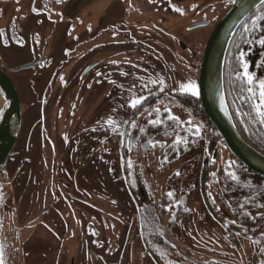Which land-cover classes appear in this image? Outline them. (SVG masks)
<instances>
[{"label":"flooded vegetation","instance_id":"flooded-vegetation-1","mask_svg":"<svg viewBox=\"0 0 264 264\" xmlns=\"http://www.w3.org/2000/svg\"><path fill=\"white\" fill-rule=\"evenodd\" d=\"M49 1L59 3L61 0L45 2ZM235 1L223 0L225 9L220 17L215 16L216 23ZM69 2L67 0L60 8L61 13L57 12L60 18L56 24H62L61 29L65 30L61 48L58 51L52 49L46 65L45 57L40 55L27 63H39L45 68L35 76L27 74V92L29 89L39 112L35 114L36 120L31 121L29 131L27 129L26 146L36 142L42 132L44 137L51 129L59 134L60 114L53 115L51 111L48 122L41 118L52 101L49 94L52 91L46 88V81L63 73L58 70L55 74V69L68 63L69 54L78 53V46L92 44L95 36L104 38V62L92 60L82 69V75H78L79 81L76 82L89 93L90 111H84L86 99L83 97L74 114L83 122L80 125L75 123L69 138L66 134L61 141L59 137L55 139L56 144L47 147L41 140L42 151L50 148L56 154L59 148L63 153L59 160L48 162L44 159L42 196L50 197L49 203L42 206L44 208L39 213L29 215L23 225L15 226L22 229L27 224V255L43 249L40 247L34 251L29 239L44 243L50 237L58 241L54 242L55 245H61L59 237L68 236L70 229L74 228L67 219L72 222L81 220L80 223L87 227L86 217H99L100 211L95 207V201L99 199L108 202L109 214L120 213L125 219L121 228H116L111 219L100 225L103 232H108L110 241L106 253L100 247L94 252L103 253L109 263H129L132 257L137 264H264V178L248 170L226 147L224 149L218 143L209 146L203 136L205 126L199 124L195 139L191 138L192 129L197 128L192 126L193 120H197L190 106L193 95L174 90L172 86V74L176 69L185 71L189 79L194 77L197 84L205 43L196 70H193L195 54L190 43L198 46L197 41L203 39L198 29L209 27L210 21L202 19L201 15L207 8L217 7L218 0H108L104 10L110 3H118L119 11H115L107 23L100 24L105 17L102 15L87 36H83L85 30L81 31L68 43L73 21L81 16V11L75 12ZM184 4L188 6L187 11H184ZM176 8L182 11H176ZM47 9L48 6L44 5L39 13ZM145 10L159 11L160 14L148 19L135 17ZM185 13L195 15L190 17L191 24L184 26V29L197 33L194 40L191 36L186 40L181 38L164 22L167 16H183ZM178 18L177 29L180 30L183 27L181 22L186 18ZM201 23L206 25L191 28ZM261 51L263 55L260 56ZM244 60L247 61V72L253 78L251 84L248 80L246 82L252 91L248 98L240 99L247 101L246 106L237 105L236 125L249 129L251 143L248 142L264 154V122L256 111L260 82L264 81V48L250 52ZM244 73L245 69H242L241 74ZM35 84L44 86V94L47 91V97H43L41 103L39 94L43 87L35 88ZM60 91L59 87L55 88L56 99L51 110ZM138 97L147 99L133 108L130 101ZM66 114L71 115L70 111L63 114L64 117L61 114V121L70 120L65 118ZM172 116L177 119H170ZM40 119L47 123L39 122ZM109 119L113 123H108ZM152 120L163 123L153 125ZM161 137L165 139L162 144ZM176 137L179 139L175 140ZM180 138L184 140L183 144H175ZM65 141H68L67 145L62 144ZM80 148L84 153L81 158L88 155V160L73 155ZM155 152H159L156 161H145ZM5 166L0 171V212L9 214L16 189L12 181L5 178ZM232 173L236 179H232ZM7 184L12 186V193L3 191ZM30 185L31 176L27 177V194ZM170 192L172 196L168 195ZM195 195L198 208L191 210L189 202ZM56 201L62 202L61 207H55ZM51 209H54L53 213H50ZM38 219L47 220L39 224L35 222ZM189 228L192 229L190 235ZM199 231L206 242L202 240L198 249L201 253L207 252V248L212 249V254L209 251V255L200 257L190 253L191 237ZM210 238L218 239L220 243L217 245Z\"/></svg>","mask_w":264,"mask_h":264},{"label":"rangeland","instance_id":"rangeland-1","mask_svg":"<svg viewBox=\"0 0 264 264\" xmlns=\"http://www.w3.org/2000/svg\"><path fill=\"white\" fill-rule=\"evenodd\" d=\"M45 1L46 0H0V63H2L6 69L17 68L33 62V57L38 55H40V57H45L44 65H46L47 61L50 60L52 49L54 48V50L58 51V49L61 48V38L64 39L65 30L61 29L62 24H56V22L59 21L58 18H60L57 16V12L61 13L60 8L67 0H61L59 3L55 1L46 3ZM68 1L74 6L73 9H75V12L78 10L81 11V16L73 21L72 32L67 40L68 43H70V40L78 33H82L81 31L85 30L86 34H83V36H87L90 30L98 25L97 21L102 15H105V17L100 24L107 23L109 19L113 17L115 11L118 12L120 9L118 3H110L107 9L104 10L108 0H100L97 4L93 3L94 0H88L82 5L81 2L84 0ZM218 2L219 5L217 7L207 8L201 15L202 19L210 21L209 27L198 29L201 31L199 35L203 38L201 42H199V40L197 41V44L199 43L198 46H196V44L194 45V42L192 43L193 45L190 43L195 54L193 59V70L197 69L202 46L212 26L216 23L215 16L219 15L220 17L222 10L224 11L225 9L223 0H218ZM44 5H47L48 9L39 13L40 9H44ZM185 5L186 4L183 6ZM187 7L185 6L184 11H187ZM159 14V11L145 10L135 15V17L137 19H148V17L152 18V16H157ZM191 16L193 17L195 15ZM191 16L188 13H185L183 16H167L164 22H166L172 32L177 33L181 38L186 40L191 36L194 40L197 37V33L193 30L188 31V29H184V26L191 24ZM178 17L186 18L185 22H181L183 27L180 30L177 29ZM69 46H71V44ZM42 51H44V53ZM76 51L79 54L75 53V51L70 53V56L67 58L68 63L62 65V68L57 67L55 69V74L56 71L61 70L63 72L62 75L60 77H57V75L55 77L53 76L52 79L49 78L48 81H46L47 85L45 84L46 88H50L52 91L49 93L52 101L47 105L44 117L41 116V118H46L48 122L51 111L53 115L60 114L58 120V133L61 134V137L59 134L53 133L51 129L48 136L44 137V132H42V136L36 142L29 143L26 146L27 129H30L32 124L31 121L36 120L34 119L36 117L35 114L39 112V108L32 101L29 89V94L27 92V74L31 73L32 76H35L45 67L40 66L38 63L29 70L24 69L18 72H9L20 95L23 127L16 146L6 161L5 166V178L12 181L16 191L14 202H11L13 206L12 211L9 214H7V212H0V261H2V264H105L104 260L107 261V264H120V262L109 263L107 258L102 255L106 253L107 242L110 241V237L107 231L103 232V228L101 229L100 225L106 224L107 220L111 219L116 228H121L122 220L125 221L120 213L115 214V212H112V214H109V212H111L109 211L110 206L106 200L96 199L95 207L100 211V213L98 212L99 217L96 219H89L86 217L85 225H87V227L80 223L81 220L72 222V220L67 219L74 228L70 229V234L68 236L63 235L59 237L60 242L62 241L61 245H55L54 242L58 241L50 237L45 239L44 243H38L34 239H29L30 246L35 248L34 251L40 247L43 248L42 251L39 250L38 252L28 253L27 255V224H25L22 229L15 228V226H21L27 222V217L29 215L39 213L41 209L44 208L42 206H46L50 201V197L46 199L42 196V178L44 173L43 169L45 167L44 159L48 162L53 159L59 160L62 157L63 149L58 148L56 154H53L50 148H46L42 151V146L40 145L41 140L45 141L48 147L54 142L56 144L55 139L58 137L59 141H61L66 134L67 138H69L75 123L80 125L83 122L79 117L76 115L74 116L77 112V108L82 104L83 97L86 99L84 102L86 104L84 111H90L88 106L89 93L86 90L84 92L82 85L76 81H79L78 75H82V69H84L89 62L92 60L104 62L105 42L103 36H95L92 44L78 46ZM187 76L185 71L180 72L178 69L174 71L172 74V80L174 82L172 86L174 90H182L181 85L187 84L189 81L194 82L197 86L195 78L189 79ZM36 86L43 87L39 94V103H41L43 97H47V91L44 94V86L35 84L34 87L37 88ZM56 87H59L61 90L60 96L53 110H51L53 102L56 99L54 92ZM69 111L71 115L66 114L65 118H69L70 120L61 121L63 114ZM39 122L44 124L47 123H45L44 119H40ZM192 125H196L198 130H200L198 123L195 122ZM159 140L162 144L165 139L161 137ZM65 143L67 145L68 141L62 144ZM82 154L84 153L80 148L79 151L73 155L80 159ZM158 154L159 152H155L145 161H156V156ZM81 159L88 160V155ZM22 163L24 164L23 166ZM29 176H31V185L27 194V177ZM3 191L5 193H12V186L8 184L3 186ZM195 198H197L196 195L189 202L191 210H196L198 208V203L194 201ZM61 205V201H56L55 207H61ZM117 210L120 212L119 207H117ZM53 212L54 209H51L50 213ZM62 215L65 216L64 213ZM46 220L47 219H38L35 222L42 224ZM191 231L192 229L189 228L188 235H190ZM210 239L217 245L220 243L218 239ZM195 240L199 241V244H197ZM202 240L206 242V238L202 231H199L191 237L192 249L190 253L192 255L203 257V255H209V251L211 254L213 253L212 249L207 247H205L208 249L207 252H200L197 245L201 246ZM99 241L101 242L98 243ZM98 247H100L103 253L95 254L94 251H98ZM40 256L42 257L39 258ZM123 264H137V261L131 257L129 263Z\"/></svg>","mask_w":264,"mask_h":264},{"label":"water","instance_id":"water-1","mask_svg":"<svg viewBox=\"0 0 264 264\" xmlns=\"http://www.w3.org/2000/svg\"><path fill=\"white\" fill-rule=\"evenodd\" d=\"M264 0H236L211 30L202 52L197 87L201 109L221 137L231 155L254 174L264 178V154L240 134L232 118L224 89L226 54L241 23ZM206 25H192L191 28ZM25 64L6 69L0 63V169L11 155L22 126V107L18 89L9 72L27 69Z\"/></svg>","mask_w":264,"mask_h":264},{"label":"trees","instance_id":"trees-1","mask_svg":"<svg viewBox=\"0 0 264 264\" xmlns=\"http://www.w3.org/2000/svg\"><path fill=\"white\" fill-rule=\"evenodd\" d=\"M261 16H264V4L248 15L237 29L229 45L224 65V89L227 103L235 126L247 142H250V134L248 135L249 129L240 128V126L238 127L236 125V108L240 103L246 106L247 101H240V99L250 96V92L248 91L249 85L246 83L248 79L241 74L242 69H245L243 65L245 63L247 64V61L244 59L248 58L250 52L252 54L254 51L264 48V45L259 42L261 39H264V20H258V17ZM242 53L243 56H241ZM259 55H263L262 51ZM190 106L193 114L197 118V120H193L194 122H192V124L196 122L201 126H205L206 133L203 136H206V143L209 146L218 143L225 149L221 137L214 126L205 117L196 96L191 97ZM192 126L193 128L196 127V125ZM196 130H198V127L192 129L191 138L193 139H195L197 135ZM178 139L177 137L175 138V140ZM181 139L182 138L176 141L175 144H183L184 140ZM1 170L2 169H0V171Z\"/></svg>","mask_w":264,"mask_h":264},{"label":"snow or ice","instance_id":"snow-or-ice-1","mask_svg":"<svg viewBox=\"0 0 264 264\" xmlns=\"http://www.w3.org/2000/svg\"><path fill=\"white\" fill-rule=\"evenodd\" d=\"M175 10L176 11H182V9H179V8H176ZM258 20H264V16L258 17ZM259 42L261 44H264V39H261ZM241 56H243V53L241 54ZM243 66L245 68L244 75L247 77L248 83L251 84L253 82V78L247 72V64L245 63ZM181 89L184 92L191 93V95H193V96L199 95V89L195 85V83L192 82V81H189L187 84L181 85ZM260 89H261L260 90V99H259V103L256 106V111L262 117V122H264V81L260 82ZM248 91L251 92L252 88H249ZM146 99H147L146 97L133 98L130 101V104H131V106L133 108H136L138 105H141L143 102H145ZM170 119L175 120L177 118L172 116V117H170ZM108 123H113V121H111V119H109ZM150 123H152L153 125H156V124H159V123H163V121H161V120H152V121H150ZM153 146H155V145H153ZM177 174H179V173H177ZM231 176H232V179H236V176H235L234 173H232ZM168 195L172 196V193L170 192V193H168ZM0 264H2V261H0Z\"/></svg>","mask_w":264,"mask_h":264}]
</instances>
